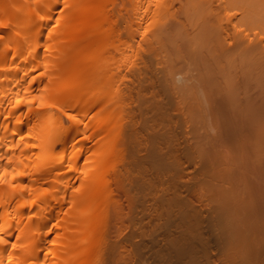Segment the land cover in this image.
Returning a JSON list of instances; mask_svg holds the SVG:
<instances>
[{"label": "bare ground", "instance_id": "bare-ground-1", "mask_svg": "<svg viewBox=\"0 0 264 264\" xmlns=\"http://www.w3.org/2000/svg\"><path fill=\"white\" fill-rule=\"evenodd\" d=\"M263 6L0 0V264H264Z\"/></svg>", "mask_w": 264, "mask_h": 264}, {"label": "rangeland", "instance_id": "rangeland-1", "mask_svg": "<svg viewBox=\"0 0 264 264\" xmlns=\"http://www.w3.org/2000/svg\"><path fill=\"white\" fill-rule=\"evenodd\" d=\"M262 5H263V3H262ZM263 7H264V6H263ZM260 8H261V6H260ZM260 8H259V9H260ZM260 11H261V10H260ZM263 14H264V13H263ZM194 72H195V71H194ZM194 72H193V73H194ZM194 74L197 75V73H194ZM255 90H256V92H255ZM258 90H259L258 88H255V89L253 90V92H250V94H251V93H254V92L257 93ZM255 93H254V94H255ZM173 112H174V114H175L177 111H176V112L173 111ZM176 114H177V113H176ZM176 114H175V115H176ZM177 115H178V114H177ZM176 117H177V116H175L174 120H173V118H172L173 121H171V122H173V124H171V125H173V127L175 126V121H176V120L178 121V119H180L181 121L184 120V121L186 122V119H184L185 117H184L183 115H182L181 118H176ZM181 121H178V122H180V123L177 122L178 124L176 123L177 125H176L175 127H178V125L181 126V127L184 126V123H185V122H184V123L182 122V124H183V125H182V124H181ZM187 123H188V122L185 123L186 125H185L184 128L189 127V123H188V126H187ZM205 123L209 124V123H210V120H207ZM202 125H203V124H201L200 126H202ZM203 126H204V125H203ZM175 127H174V128H175ZM181 127H178V128L182 129L183 127H182V128H181ZM178 128H177L176 130H175V129H173V130L177 131L176 134L180 135V136L177 135L178 137L176 136L177 138H180V140H184V138L186 139L187 136H188V137L191 136V134H190V135L188 134V130H189V128L186 129V130L184 129L185 132H184V130H182V131H183L182 134H181L180 129H178ZM171 129H172V128H171ZM186 131H187V132H186ZM173 132H174V131H173ZM173 132H172V133H173ZM191 133H192V132H191ZM173 134H174V133H173ZM168 137H169V136H168ZM176 137H175V138H176ZM181 138H183V139H181ZM180 140H179V141H180ZM177 141H178V139H177ZM185 142H186V141H185ZM185 142H184V144H185ZM180 143H181V141H180ZM180 143H179V145H180ZM186 143H187V142H186ZM181 144L184 146L183 143H181ZM182 145H180V148H182ZM185 145H186V144H185ZM187 145H188V143H187ZM187 145H186V146H187ZM177 147H178V146H177ZM178 148H179V147H178ZM178 148H177V149H178ZM182 149H184V147H183ZM178 150H179V149H178ZM195 150H196V149H195ZM171 151H174L175 154L178 156L177 151H175V150H173V149H172ZM182 151H183V150H181V154L183 153ZM185 151H186V152H185ZM185 151H184V153L182 154V156H185V155H184L185 153H186V154H189V155H192V156L194 155V156H195V157L193 156V159H194V160L197 158L196 154L198 153V158H197L196 160L199 161V160H198V159H199V152H197V150H196V151H192V152H193L192 154H190L189 152H187L186 149H185ZM174 152H170V153H173L172 156H175ZM196 152H197V153H196ZM170 153H169V154H170ZM169 154H168V155H169ZM168 155H167V156H168ZM167 156H166V157H167ZM169 156H171V155H169ZM169 156H168V157H169ZM192 156H190V158H189V157L187 158V159H188V162H189V161H192V162L189 163V165L192 166V167H189L188 170H191V169L194 170V169H195L194 167H195V164H196L197 161H196V162H195V161L193 162ZM168 157H167V159H169ZM179 157L181 158V155H180ZM186 157H187V155H186ZM171 158H172V157H171ZM171 158L169 159L170 161H169V160H167V161H169V164L173 167V165L170 163L171 160H172ZM176 158H177V157H176ZM183 158H184V157H182V159H183ZM178 159H179V158H178ZM179 160H181V159H179ZM185 160H186V159H185ZM185 160H183V162H185ZM167 161H166L165 163H168ZM173 161H174V159H173ZM181 161H182V160H181ZM186 161H187V160H186ZM179 162H180V161H179ZM188 162H185V164H182V165L185 166V168H186V166L188 165V164H187ZM191 163H193V164H191ZM194 163H195V164H194ZM198 163H199V162H198ZM198 163L196 164V166L198 165ZM169 164H168V165H169ZM186 164H187V165H186ZM168 165L165 164V167H164V165H163L162 169L164 168V171L167 170L168 168H167L166 166H168ZM171 166H168V167H171ZM155 167H156V166H155ZM155 167H154V169H155ZM187 167H188V166H187ZM181 168H183V167H181ZM190 168H191V169H190ZM160 169H161V168H160ZM162 169H161V173H163V175L166 173V174L164 175V176H166V177H165V178L163 179V181H162V182H165L166 179H167V175H168V174L170 175V174L172 173L173 169L170 170V169H171V168H170V169H169L170 171L167 170L168 172L165 171V173H164V171L162 172ZM193 170H192V171H193ZM151 172L154 173L155 171H154V172L151 171ZM157 172H158L160 175H162V174L160 173V170H159V169H158ZM170 172H171V173H170ZM167 173H168V174H167ZM154 174H155V173H154ZM160 175H159V177H160ZM169 175H168V176H169ZM159 177L156 178V180L159 179V180L161 181L162 179H160ZM169 177H170V176H169ZM161 178H163V176H162ZM154 179H155V178H154ZM167 180H168V179H167ZM169 181H170V179H169ZM169 181H168V182H169ZM152 182H153V181H152ZM154 182H155V181H154ZM154 182H153V183H154ZM157 182L159 183V181H157ZM162 182H160V183L162 184ZM160 183H159V184H160ZM151 184H152V183H151ZM151 184H150V185H151ZM155 184H157V183H155ZM165 184L168 185V184H170V183L167 184V182H165ZM165 184H162V186L164 185L163 188L166 186ZM150 185H149V186H150ZM153 185H154V184H153ZM149 186H148V187H149ZM154 186H155V185H154ZM154 186H150V187H149V190H151V191H147V192H148V193L150 192V193L152 194V190H153V189H152L151 187L154 188ZM158 186H160V185H157V186L155 187V188H156L155 190H158V189L161 190V187H162V186L159 187V188L157 189ZM174 186H175V185H174ZM174 186H169V187H170V188H171V187L174 188ZM148 187H147V188H148ZM163 188H162V189H163ZM166 188H168V187H165L163 190H164V191H165V190H168V189H166ZM173 188H171V189L173 190ZM176 189H177V188H176ZM176 189H175V190H176ZM164 191H163V192H164ZM173 191H174V190H173ZM147 192H146V193H147ZM156 192H157V191H156ZM163 192H162V191H159V194H160V193H162V194H166L167 191L164 192V193H163ZM168 192H169V191H168ZM168 192H167V193H168ZM150 193H149V195H151ZM154 193H155V191H154ZM154 193H153V196L155 195ZM169 193H171V191H170ZM159 194H158V195H159ZM162 194H160V195H162ZM156 195H157V194H156ZM153 196H152V197H153ZM150 197H151V196H150ZM150 197H148V198L150 199ZM152 197H151V202H152V204H153V203H154V204H157V202L154 201V200H156V199H153ZM154 197H156V196H154ZM152 199H153V200H152ZM161 202H163V201L161 200ZM164 202H165V201H164ZM154 204H153V205H154ZM155 208H156V207H153V209H155ZM153 213H154V212H153ZM145 221H146V220H145ZM112 228H113V227H112ZM112 228H111V229H112ZM111 229H110V230H111ZM113 231H114V229H113L112 231H109V232L112 233ZM114 232H115V231H114ZM113 234H114V235L117 234V231H116L115 233H112V234H107V235L109 236V237H108L109 239H107L106 243L109 242L110 240L112 241V239H115V238L117 237L116 235H115V237H114V236L111 237ZM134 248H135V247H134ZM135 249H136V248H135ZM133 251H134V249H133ZM104 252H105V251H104ZM134 252H137V251L135 250ZM105 254H106V253H105ZM135 256H137L136 253H134V257H135ZM135 260L137 261L136 258H135ZM136 263H138V262H136ZM140 264H141V263H140ZM144 264H145V263H144ZM146 264H147V263H146ZM148 264H149V263H148Z\"/></svg>", "mask_w": 264, "mask_h": 264}]
</instances>
